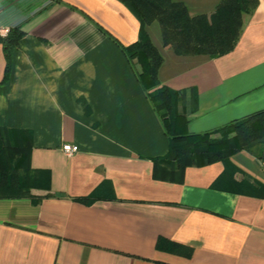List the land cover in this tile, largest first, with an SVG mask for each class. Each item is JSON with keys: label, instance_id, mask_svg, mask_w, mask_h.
Masks as SVG:
<instances>
[{"label": "crops", "instance_id": "0c3cea01", "mask_svg": "<svg viewBox=\"0 0 264 264\" xmlns=\"http://www.w3.org/2000/svg\"><path fill=\"white\" fill-rule=\"evenodd\" d=\"M172 1L207 18L223 2ZM240 21L215 57L177 54L145 27L179 132L264 110V0ZM140 27L119 0H0V38L22 32L0 127L29 133L36 180L28 197L0 199V264H264V147L160 176L169 136L124 51ZM4 67L0 42V82Z\"/></svg>", "mask_w": 264, "mask_h": 264}, {"label": "trees", "instance_id": "16d2710c", "mask_svg": "<svg viewBox=\"0 0 264 264\" xmlns=\"http://www.w3.org/2000/svg\"><path fill=\"white\" fill-rule=\"evenodd\" d=\"M119 1L141 25L138 40L124 51L139 64V82L160 114L169 136L168 151L158 161L157 173L166 179H174L189 164L204 165L241 150L263 148L264 110L210 132H179L177 125L182 122L183 116L174 110L177 96L160 86L156 73L162 56L145 33V27L155 21L160 27L163 45L173 52L205 57L222 55L233 48L239 36L241 11L247 7L249 0H223L209 18L204 15L190 17L183 3L172 0ZM21 36L19 29H11L6 37L0 38L5 60L0 84L12 77L13 61ZM30 148L29 133L0 127V199L30 195L36 181L28 164ZM260 158L264 162V154ZM20 170H23L22 175Z\"/></svg>", "mask_w": 264, "mask_h": 264}, {"label": "built area", "instance_id": "2783aa9c", "mask_svg": "<svg viewBox=\"0 0 264 264\" xmlns=\"http://www.w3.org/2000/svg\"><path fill=\"white\" fill-rule=\"evenodd\" d=\"M5 34H7V30H4L3 31ZM63 151L69 156V155H71V154H73L74 153V148L71 146V145H64L63 147ZM262 166L264 167V163H262Z\"/></svg>", "mask_w": 264, "mask_h": 264}, {"label": "rangeland", "instance_id": "374dc122", "mask_svg": "<svg viewBox=\"0 0 264 264\" xmlns=\"http://www.w3.org/2000/svg\"><path fill=\"white\" fill-rule=\"evenodd\" d=\"M154 25H155V28H156V29H158V26H157L158 24H157V23H155ZM215 136H218V135H215ZM19 174H21V175H22V174H23V170H20V171H19Z\"/></svg>", "mask_w": 264, "mask_h": 264}]
</instances>
